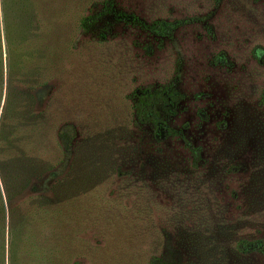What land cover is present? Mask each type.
<instances>
[{
  "label": "rangeland",
  "instance_id": "rangeland-1",
  "mask_svg": "<svg viewBox=\"0 0 264 264\" xmlns=\"http://www.w3.org/2000/svg\"><path fill=\"white\" fill-rule=\"evenodd\" d=\"M109 1L181 23L160 37L117 20ZM170 83L181 97L169 124L199 159L181 136L157 141L136 121L134 93ZM67 119L74 264H264V251L238 249L264 244V0H0V264H12L1 162L22 181L1 147L29 127L31 154L54 164ZM18 248L16 264H35Z\"/></svg>",
  "mask_w": 264,
  "mask_h": 264
},
{
  "label": "trees",
  "instance_id": "trees-1",
  "mask_svg": "<svg viewBox=\"0 0 264 264\" xmlns=\"http://www.w3.org/2000/svg\"><path fill=\"white\" fill-rule=\"evenodd\" d=\"M106 6L107 9L111 8L117 20L141 26L160 37H172L174 30L181 23V21L170 22L162 19L147 23L134 13L115 10L112 1H109ZM100 14L83 16L80 19V26L89 29ZM134 94L136 121L139 124L150 125L157 141L170 135L181 136L193 152L194 159H199V147L193 146L181 130L172 127L167 118L176 113V106L181 97L175 84L170 83L157 89H139ZM57 132L60 146L54 152L56 156L54 164L48 156H45L44 149L40 151L38 148L40 153L37 156L31 154L32 145H36L38 136L35 137L29 127L25 128L23 139L21 138L17 142L10 141L13 144L9 142L7 150L1 147V156L8 155L10 161L13 162L9 170H13V175H19L22 179L19 183L8 180V166L1 162L10 203L12 264H16L18 246L28 253L35 264L77 263V260H74L75 253L71 246L76 230L72 226L75 202L69 178L71 166H73L70 161L74 142L78 135L75 133V126L68 119L58 125ZM24 139L26 142L20 146V142ZM7 141H9V137L5 143ZM6 151L8 153H5ZM78 170H82V167H79ZM46 175H51L54 178V182L48 187L41 184V180ZM22 198L24 199L23 204L31 199V205L27 212L28 216L19 219L18 212L20 210L17 203ZM238 249L242 252L264 251L263 240L241 239ZM150 264L167 263L162 258L155 257Z\"/></svg>",
  "mask_w": 264,
  "mask_h": 264
}]
</instances>
